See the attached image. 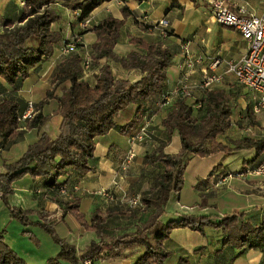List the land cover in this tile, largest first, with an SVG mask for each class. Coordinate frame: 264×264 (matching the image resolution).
<instances>
[{"label":"trees","instance_id":"16d2710c","mask_svg":"<svg viewBox=\"0 0 264 264\" xmlns=\"http://www.w3.org/2000/svg\"><path fill=\"white\" fill-rule=\"evenodd\" d=\"M102 1L104 0H22L16 19L0 16V140L4 144L21 136L18 116L27 102L17 97L15 90L29 71L52 53L53 47L61 38L59 31L51 28V22L60 17L55 3L60 2L67 9L75 11L73 16L78 21ZM121 12H127L125 6H121ZM122 22V18L106 14L89 27L95 33V39L89 45V64H99L94 84L79 77L81 54L77 50L65 54L54 63L50 85L34 105L24 125L27 128L38 127L51 114H58L60 119L55 135L50 137L41 131L34 141L26 145L18 158L1 163L0 200L7 206L9 216L22 224L37 225L57 245L56 252L46 258L48 264H82L84 259L94 256L114 259L130 255L136 256L130 264H165L164 258L169 252L163 247L162 240L168 237L174 227H188L202 232L205 226H210L221 231L222 244L262 247L264 219L252 223L243 219L242 211L229 212L217 221H211L207 214L192 213L183 214L177 219L160 220L168 199L182 186L188 155L205 156L217 151L253 148V155L243 160L247 163L256 160L264 149V137L241 136L232 140L229 145L215 139L230 122L229 98L221 89L208 88L193 95L191 101L199 102L194 108L190 105L191 101L187 103L182 97L174 98L162 116L161 123L167 129L165 137L147 154L149 162H159L162 168L154 179L152 190L140 195L142 206L152 207V210L133 229L108 235L105 233V219L110 210L101 212L97 208L93 209L87 222L79 209L78 196L60 198L57 200L59 217L71 214L83 228L94 231L97 237L77 251L72 243L55 232L52 222L45 219L44 215L31 220L28 210L8 204L7 196L12 191V180L25 174L30 177L42 176L46 187H55L58 191L60 187H65L64 181H56L58 175L67 173L68 177L77 178L92 168L88 158L92 156L95 136L104 134L115 126L120 132H127L131 127L138 126L137 121L141 116H149L150 109L146 103L153 99L154 105L162 90L165 66L170 60V54L158 40L130 36L129 41L142 48L143 52L132 50L125 56L116 55L112 46ZM106 58L118 61L123 67L138 69L140 76L133 80L114 78L109 65L102 61ZM57 87L59 94L55 93ZM8 90H11L12 96L4 94ZM48 98L55 99L56 107L51 114H43L41 107ZM130 103L135 105L132 116L125 123L116 125L114 117ZM173 129L178 134L179 148L175 152H164L162 147ZM259 163L243 164L233 170ZM28 238L35 244L38 243L33 234H28ZM185 261V257H179L174 264H184ZM0 264H28L5 242L1 232Z\"/></svg>","mask_w":264,"mask_h":264},{"label":"crops","instance_id":"0c3cea01","mask_svg":"<svg viewBox=\"0 0 264 264\" xmlns=\"http://www.w3.org/2000/svg\"><path fill=\"white\" fill-rule=\"evenodd\" d=\"M209 1L104 0L88 13L86 16L88 21L83 27L79 25V20L76 21L74 17L71 18L75 11H71L61 5L60 2H56L55 8L60 17L51 22V28L59 31L61 39H66L73 34L78 35L77 51L82 56L86 53L89 54V45L95 39V33L89 29L91 25L106 14L122 18L123 22L119 27L112 51L119 56H125L132 50L143 52L142 48L129 41L130 36L160 41L170 54V60L165 66L162 90L172 87L183 76H186L187 80L194 81L203 77L207 72H222L221 79L212 83L209 88L221 89L228 95L230 122L222 133L216 135V140L229 145L232 140L241 136L264 137V109L258 112L251 110L255 101L254 92L239 83L230 73L225 72V66L222 62L216 65L212 64L216 56L227 59L238 58L244 52L247 41L241 37L236 29L220 25L214 21L209 12ZM224 1L230 7L243 5L246 12L249 13L260 14L264 12L262 0ZM21 3L22 0H0V16L16 19L20 12ZM121 6L126 7L127 12L125 14L121 12ZM162 16L167 20V34L164 37H160L149 26ZM180 39L187 41L190 55L199 58V61L190 67L181 64ZM58 43L47 58L29 71L28 76L23 79L19 88L14 92L24 102L31 101L32 107L44 96L45 90L49 87L54 63L65 55L58 52ZM102 61L109 65L114 78L133 80L140 76L138 69L123 67L116 60L106 58ZM98 66L99 64H89L86 71L79 72V77L91 85L94 84ZM63 84L67 85V82ZM59 92V88H56L55 93L59 94ZM193 92L196 95L199 91L194 90ZM192 98L186 97L184 101L188 103ZM152 100H148L146 103L150 109L148 111L146 137L133 145L134 156L126 161V164L122 159L127 149L126 134L133 132L131 130L134 127L124 133L120 132L116 126L111 127L106 133L94 137L92 156L88 158V163L92 165L91 169L77 178L68 177L67 173L57 176V182L64 181L65 191L63 193L58 192L55 187H46L42 176L30 177L25 174L11 181L12 191L7 196L9 204L28 210V217L31 220H37L41 215H44L45 219L52 222L55 232L72 243L77 251H80L90 240L97 239L94 231L83 228L71 214L67 213L63 217H59L60 209L57 200L60 198L69 199L73 195L78 196L79 209L87 222H89L91 212L95 208L101 212L110 210V214L124 210L114 207L116 195L123 196V191L126 188L124 184L127 183L128 186L130 182L128 180L130 172L135 171L134 177L139 175L144 165V157L141 156L142 148L156 144L155 137L160 139L165 137V135L163 137L161 135L162 125H157V122H160V117L153 113L155 107ZM150 102H152L151 105H149ZM169 106L170 104L165 107L168 109ZM55 107V99L48 98L43 103L41 111L43 114H51ZM125 108L119 110L118 113ZM131 116H126V120L122 122H116L115 119L114 121L116 125H120L129 120ZM59 119L58 114H51L50 118L38 127L27 128L22 125L19 128L21 129V136L17 140L7 144L0 140V170L2 169V161L18 158L25 150L26 145L34 141L41 131L46 132L50 137L54 136ZM143 121L144 117L141 116L137 121L138 126ZM178 148V134L176 130H173L162 150L171 153ZM253 153V148H241L229 152L217 151L209 155L199 156V159L210 158V167L203 173L200 170L197 172L196 167L194 174L187 175V173L185 174L186 165L190 158L196 156L195 154L188 155L183 171L182 186L176 194H172L174 196L173 202L170 204L167 202L164 214L169 215L168 219H177L186 213L207 214L210 215L211 221H217L224 214L242 211L243 219H248L252 223L264 219V179L258 178L260 175L247 173L243 176H232L224 179L221 177L225 171L239 168L243 164L253 165L264 161L263 149L256 160L243 162V160L250 158ZM139 160H142L141 165L138 164ZM124 166H126L125 169ZM102 189L106 191L108 196L102 193ZM162 215L160 216L161 221H163ZM4 220L5 223H8L12 218L5 206L0 205V223H3ZM106 220L107 217L105 222ZM111 225H117V223ZM33 226H36L33 228L35 231L41 229L37 225ZM1 231H3L5 242L28 264L46 261V258L53 255L58 248L57 245L54 248L47 245L46 248L53 249L54 253L44 256L46 252L40 251L39 239L31 228L24 229L14 224L9 231L6 228H2ZM28 234H33L38 239V243L30 244L29 241L27 243L25 240H27ZM221 237V231L210 226H205L202 232L188 227H174L170 230L168 237L162 240L163 247L169 252L164 260L172 257L173 262L170 264H174L179 257H185L184 264H264V244L260 248L237 247L233 244H222ZM135 257V255L114 259L98 257L94 264H130ZM63 264L67 263L63 262Z\"/></svg>","mask_w":264,"mask_h":264},{"label":"built area","instance_id":"2783aa9c","mask_svg":"<svg viewBox=\"0 0 264 264\" xmlns=\"http://www.w3.org/2000/svg\"><path fill=\"white\" fill-rule=\"evenodd\" d=\"M264 2V0H262ZM209 12L211 17L220 25H225L236 29L241 37L247 41V46L244 52L236 59H227L222 57H214L212 64L216 65L220 62L224 64V71L230 73L239 83L252 90L255 94V101L251 106L253 112H258L264 109V12L254 14L246 12L243 5L230 7L224 0H210ZM87 17L79 20V25H86ZM167 20L165 17L157 18L149 26L156 31L160 37L167 34ZM78 35H72L71 39H61L58 43V52L67 54L75 51L78 45ZM179 48L182 52L181 64L184 66H192L199 61L198 57H192L188 51L187 41L180 39ZM89 68V54L81 56L80 72L86 71ZM186 76L181 77L172 87L161 90L158 94L154 105L156 107H165L171 104L173 98L193 97V91H201L208 89L212 83L219 81L222 77V72H207L198 80H187ZM193 99V98H192ZM191 107H197L199 102H190ZM32 102L27 101L25 109L18 116L19 128L25 124L26 118L32 112ZM148 115L145 116L143 123L133 132L126 134L127 149L123 158L125 163L133 156V145L141 142L146 137V127ZM247 173L262 174L264 173V161L252 167L228 171L221 177L227 178L232 176H243ZM221 178L219 179V181ZM65 187L62 186L58 192L63 193ZM102 193L106 191L102 189ZM127 207H140L142 201L139 194H132L124 199ZM98 257L87 258L82 261V264H94Z\"/></svg>","mask_w":264,"mask_h":264},{"label":"rangeland","instance_id":"374dc122","mask_svg":"<svg viewBox=\"0 0 264 264\" xmlns=\"http://www.w3.org/2000/svg\"><path fill=\"white\" fill-rule=\"evenodd\" d=\"M72 17H74V16L72 15L71 18ZM71 37H72V35L68 36L66 39L70 40ZM60 41H61V38L59 40V43H60ZM77 46L78 45H76L75 51L77 50ZM11 93H12L11 90H8V92H6L4 94L7 96H12ZM192 94L194 95L195 93L193 92ZM134 109H135V105L133 103L128 104L122 112H119L116 115V118L114 117L115 121L116 122H122V121L126 120V116H131V114L134 112ZM166 109H167L166 107L155 108V110L153 111V113L158 114V117H160V122L157 119V121H158L157 125L158 124L162 125L161 118L165 114ZM137 127L138 126L132 128L131 131L136 130ZM158 129H160V128H158ZM173 130H175V129H173ZM173 130L170 131L168 139L170 138ZM160 131L162 132L161 135L163 137V135L167 131V129L164 128V126L162 125V129H160ZM155 139H156V144H153L151 147L142 148V151H141L142 155L141 154L140 155L144 157V165L142 166L139 175L134 177L135 171L130 172L129 173L130 176L128 178V180L130 182L128 181L129 182L128 186H127V183L124 184V185H126V188L123 191V196L121 197V195H116V200H115L116 205L114 207L118 208V209H124L125 212H115V214H110L107 216V220L105 222V233L106 234L115 235V234H118L122 231L133 229L135 226L140 225L145 220L148 213L152 210V207H147V208H144L143 206L133 207V208L132 207H126L124 204L125 203L124 199L126 197L132 195V194L137 193V194L141 195L144 192H149L150 190H152L153 186L155 185L154 179L160 173L162 166L159 162H152L151 163L147 159V154L161 140L159 137H155ZM211 158H213V157H211ZM10 161H13V160H10ZM141 163H142V160L141 161L139 160L138 164L141 165ZM210 164H211L210 158L205 157V158L199 159L198 155L193 156L192 158H190L189 162L186 165L185 174L186 173H187V175H189L191 173L194 174V169H196V167H197V169H196L197 172H199V170L201 173H203L204 171L206 172V170H208V168L210 167ZM125 168H126V166H124V169ZM263 174L264 173L257 174V175H260V176H258V178L264 179ZM173 197H174L173 195L170 196V198L168 199V204L173 202L172 201ZM7 202H8V199H7ZM8 204H9V202H8ZM0 205L5 206V208L8 210L7 206L5 204H3L2 202ZM11 206H13V205H11ZM168 216L169 215H165V214L162 215L163 221L168 219ZM5 222L6 221L4 220L3 223H0V225L2 224L0 231L2 230V228H6V230L9 231L10 229L13 228L14 224L17 226H20L24 229L25 228H31L32 231L37 236V238L39 239L40 251L46 252L44 256L54 253L53 249L52 250L50 248L48 249V248H46V246L51 245L54 248V247H56V244L49 238V236L42 229L38 228L39 230L35 231L33 228H35L36 226H33L32 224L31 225L22 224L13 218L10 222H8V223H5ZM112 223H115V224L117 223V225H111ZM22 232H25V231H22ZM1 233H3V231H1ZM2 236H3V234H2ZM3 239H4V237H3ZM26 239L27 240H25V241H27V243L29 241L30 244H35L31 238H26ZM11 244L13 245L12 242H11ZM172 260H173L172 257H168L164 260V263L170 264L173 262ZM29 264H32V263H29ZM36 264H47V263H46V261H42V262H37Z\"/></svg>","mask_w":264,"mask_h":264}]
</instances>
